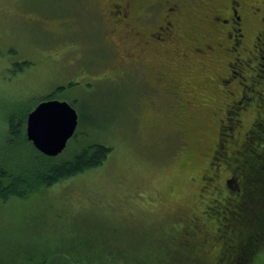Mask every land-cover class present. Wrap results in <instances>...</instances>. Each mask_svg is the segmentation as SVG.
I'll list each match as a JSON object with an SVG mask.
<instances>
[{"label":"rangeland","instance_id":"1","mask_svg":"<svg viewBox=\"0 0 264 264\" xmlns=\"http://www.w3.org/2000/svg\"><path fill=\"white\" fill-rule=\"evenodd\" d=\"M192 2L196 7L200 0L184 1V22L189 27L203 23L198 12L192 17ZM103 3L0 0L3 161L9 166L12 158L27 162V143L10 147L5 138L8 117L23 115L58 86L63 88L57 98L66 99L80 115L77 129L112 148L98 167L25 196L0 198V264H40L41 257L36 255L53 254L64 243L94 238L117 241L122 246L118 250L131 259L157 260L176 246L180 227L187 229L196 222L201 235L194 252L205 260L198 264H228L227 260L234 264L238 259L232 260V252L221 250V243L206 236L218 226L209 211L225 209L236 185L245 186L241 177L248 165L242 161L244 146L250 150L260 146L248 134L264 107V83L255 81L257 75L244 85L232 82L233 95L237 89L244 96L230 107L226 95L218 93L221 87L215 72L221 71L222 76L228 72L231 51L188 52L184 63H179L167 46L162 58L152 57L147 50L143 65L127 62L122 59V43L109 40L110 31L106 35L104 26H110L102 20ZM253 16L250 31L262 24ZM129 39V49L137 51L133 37ZM263 43L264 35L258 40L261 51H255L248 63L259 66V75L264 73ZM249 66L243 75L251 73ZM233 69L240 80L241 66ZM167 87L178 90L177 95L171 97ZM251 88L259 94L253 105L243 108ZM199 94H203L201 103ZM230 173L234 177L229 182L225 177ZM255 196L252 192V199ZM113 255L120 256L114 251L108 258ZM220 256L226 258L224 262ZM261 261L258 258L256 264Z\"/></svg>","mask_w":264,"mask_h":264},{"label":"trees","instance_id":"2","mask_svg":"<svg viewBox=\"0 0 264 264\" xmlns=\"http://www.w3.org/2000/svg\"><path fill=\"white\" fill-rule=\"evenodd\" d=\"M22 63L28 64L27 61ZM61 88L63 87H56L38 98L36 102L49 97L57 98V91ZM31 108H28L21 116L11 114L7 119L5 138L7 142H10V147L23 142L27 143L28 150L26 163L21 162L20 157L12 158L9 166L0 157V198L3 200L14 195L25 196L40 187L50 186L88 169L98 167L105 161L112 149L106 144L90 139L86 131L79 129L78 126L58 155L47 156L41 153L24 133L26 114ZM80 120L79 115L78 124ZM250 136L249 140L259 143L260 146H254L251 150L248 145L244 146L242 161L248 163L250 168L247 165L246 170L241 172L245 186L241 188L239 204H235L234 198H228L225 209L217 213L213 210L209 211L218 226L214 229V233L206 236H209L211 242L221 243V250L228 249L232 252V260L238 259L234 264H256L258 258L262 260L260 264H264V107L258 110L248 138ZM252 192L256 193L253 199ZM256 201H259L258 204ZM197 223L189 225L187 229L180 227V233L176 234L178 235L176 246L166 249L157 260L149 257L131 259L118 250L122 247L121 244L115 240L103 238L64 243L57 247V249L61 248V251L36 255V258L41 257L40 264H103L106 261H110V264H198L205 260L200 254L195 256L194 252V244L201 235V226ZM185 233L190 234L185 237ZM185 247L187 253L183 255L182 251ZM86 248L91 249V253L84 254ZM114 251H117L120 256L113 255L108 258ZM102 256L106 258L101 259L103 263L95 261L96 258ZM219 258L222 259L220 262L226 259L223 256ZM230 262L231 260H227L228 264Z\"/></svg>","mask_w":264,"mask_h":264},{"label":"flooded vegetation","instance_id":"3","mask_svg":"<svg viewBox=\"0 0 264 264\" xmlns=\"http://www.w3.org/2000/svg\"><path fill=\"white\" fill-rule=\"evenodd\" d=\"M184 1L104 0L103 5L100 6L103 9L102 20H107L110 26V29H107L104 26L105 23L103 25L106 35L108 36L107 31H110L109 40L115 43L113 38H116L122 43L125 48L123 60L140 65H143V61L148 59L146 57L147 50H150L152 57L162 58V55L166 54L167 46L173 50L171 53H174V59L179 63H184L188 52L198 55H210L211 52L219 50L233 52L231 62H227L226 65L228 72L224 76L220 75L221 71L215 72L218 78L216 80L221 87L218 93H224L229 99L227 105L232 107L244 96L243 91L237 89L236 95H233L229 88L232 82L244 85L243 82L246 79L249 80L257 75L260 79L255 78V81L264 83V73L257 74L259 66H256V63L253 67L248 65L249 61H252L253 53L261 51L258 40L264 35V0H211L212 3H208V0H200L196 7L192 2L190 8L192 17H196L198 12L203 20V23L197 21L198 23L193 27L187 26L184 22V16L187 14ZM253 15L258 16L262 21L261 28L256 31H250ZM130 36L133 37L132 43L137 51L133 52L127 45L131 41ZM141 50H143L142 53ZM237 64L241 66L240 80L236 78L237 72L233 69ZM246 66L251 68V73L243 75L242 72L248 71ZM262 85L257 86L261 94ZM248 87L249 84H247ZM165 90L170 93L171 97L177 95L178 91L170 87ZM250 92L245 98L244 102L247 100V103L243 108L250 104L253 105L259 94V92L256 94L253 88ZM202 98L203 94L197 96L199 103L203 101ZM179 103L182 104L180 101ZM231 177L234 176L230 173L225 177V180L230 182ZM209 179L207 178V181ZM241 188V185H236L233 196L236 205L239 204ZM231 256H233L232 253Z\"/></svg>","mask_w":264,"mask_h":264},{"label":"water","instance_id":"4","mask_svg":"<svg viewBox=\"0 0 264 264\" xmlns=\"http://www.w3.org/2000/svg\"><path fill=\"white\" fill-rule=\"evenodd\" d=\"M78 114L65 99H43L27 113L25 136L47 156H56L66 146L77 126Z\"/></svg>","mask_w":264,"mask_h":264}]
</instances>
